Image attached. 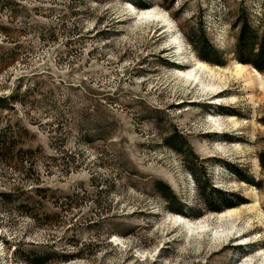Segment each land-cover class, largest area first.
I'll return each mask as SVG.
<instances>
[{"label": "rangeland", "instance_id": "1", "mask_svg": "<svg viewBox=\"0 0 264 264\" xmlns=\"http://www.w3.org/2000/svg\"><path fill=\"white\" fill-rule=\"evenodd\" d=\"M141 1L0 0V264H264V71L234 24L264 0ZM197 61L230 71L217 96Z\"/></svg>", "mask_w": 264, "mask_h": 264}, {"label": "trees", "instance_id": "2", "mask_svg": "<svg viewBox=\"0 0 264 264\" xmlns=\"http://www.w3.org/2000/svg\"><path fill=\"white\" fill-rule=\"evenodd\" d=\"M241 2H244V0H241ZM132 3L140 6V7H147L148 3H145L141 0H132ZM241 15L237 17L235 20L238 23V33L236 34V46H235V54L236 59L242 63L250 64L252 65L256 71H264V24L258 23L257 25L253 26L250 22L249 16L250 13L246 11V9H242ZM246 12V13H245ZM190 39L194 38L193 36H189ZM199 50V56L203 59H209L206 55H202L200 49ZM261 73V72H260ZM4 98L0 97V103L3 101ZM1 143V142H0ZM260 159L264 160V153L261 154ZM159 184V183H158ZM210 188L213 190V192H219L214 186L210 185ZM169 188L164 185L162 188V194L165 198H167V201L169 198L166 196L164 191H168ZM169 192V191H168ZM7 196V195H3ZM205 201L207 204V208L212 210H220L217 208V206L212 205L210 201L207 199V197L204 195ZM222 205L225 207L231 206L232 203L228 199L221 201ZM221 213V212H220ZM57 252H31V258L27 259V262L31 264H49L50 262L56 260L55 257L57 256ZM60 256L63 259H69L72 258L73 254L62 253Z\"/></svg>", "mask_w": 264, "mask_h": 264}, {"label": "bare ground", "instance_id": "3", "mask_svg": "<svg viewBox=\"0 0 264 264\" xmlns=\"http://www.w3.org/2000/svg\"><path fill=\"white\" fill-rule=\"evenodd\" d=\"M138 17H139V20L140 19H153V20H156V19H159V18L161 19L162 15L160 13L154 11V10H151V9L145 10L144 9L143 11H141L138 14ZM161 21H165V19H162ZM185 65H186L185 63L181 64V66H185ZM243 69H244V66H242L240 64H237L236 68H235V71H234V74L237 77L242 75ZM253 71H254V73L256 75V79L261 81L260 80L261 79V74L258 71H256V70H253ZM229 72L230 71H228L225 68H213L211 66L206 65L203 62L197 61L196 67H194L193 69H190L189 71L184 73V80H185V83L188 84L189 88H193V90L196 88V85L194 83H197V84L203 86L202 90L205 91L207 89V90L210 91V93H212L213 95L217 96L218 93H221L220 91L224 90V89L220 90L219 87H221L223 84H226L225 82H226V80H228ZM261 84L262 83L260 82V85ZM201 92H203V91H201ZM203 93H205V92H203ZM248 211H250V210H248ZM241 213H242V211H238L237 209L225 210V212L223 211V212H221V214H219L220 215L219 217L234 219V221H235L236 218L239 217V215ZM172 219H173L175 224L176 223H180L182 226L186 225V227H188V229L190 231H192L191 224H189V222H185V220H183L181 218V216H174V218H172ZM247 223H249V221ZM236 226L237 225L233 224L229 228H226V229H223V230H216V229L215 230L214 229L211 230V228H209L208 225L203 223V222L199 223V225H197V227L200 228L201 230H204V231L205 230H209L211 232L212 240H213V242H215V244L216 243H220V242H225L231 237L242 236L243 234L240 233L241 232L240 229L237 228ZM197 227H195V228H197ZM242 264H249V262H245V263H242Z\"/></svg>", "mask_w": 264, "mask_h": 264}]
</instances>
